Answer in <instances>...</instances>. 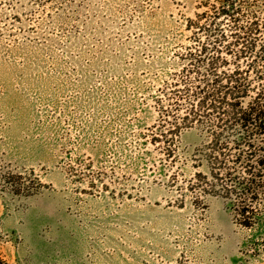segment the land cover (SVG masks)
<instances>
[{
    "label": "rangeland",
    "instance_id": "1",
    "mask_svg": "<svg viewBox=\"0 0 264 264\" xmlns=\"http://www.w3.org/2000/svg\"><path fill=\"white\" fill-rule=\"evenodd\" d=\"M199 1L0 0L5 263L264 264V211L192 191L201 134L175 165L145 135Z\"/></svg>",
    "mask_w": 264,
    "mask_h": 264
},
{
    "label": "trees",
    "instance_id": "2",
    "mask_svg": "<svg viewBox=\"0 0 264 264\" xmlns=\"http://www.w3.org/2000/svg\"><path fill=\"white\" fill-rule=\"evenodd\" d=\"M187 29L180 68L158 89V120L145 135L175 165L179 138L197 130L192 191L229 201L251 227L264 211V0H200ZM22 180L5 182L19 192Z\"/></svg>",
    "mask_w": 264,
    "mask_h": 264
}]
</instances>
